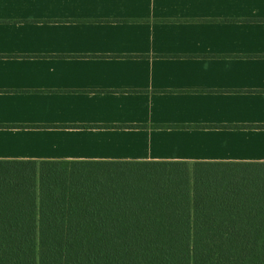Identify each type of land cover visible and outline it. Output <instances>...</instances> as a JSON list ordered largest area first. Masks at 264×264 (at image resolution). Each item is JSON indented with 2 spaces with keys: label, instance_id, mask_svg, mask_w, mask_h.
Returning <instances> with one entry per match:
<instances>
[{
  "label": "crops",
  "instance_id": "obj_1",
  "mask_svg": "<svg viewBox=\"0 0 264 264\" xmlns=\"http://www.w3.org/2000/svg\"><path fill=\"white\" fill-rule=\"evenodd\" d=\"M0 161L264 163V0H0Z\"/></svg>",
  "mask_w": 264,
  "mask_h": 264
},
{
  "label": "trees",
  "instance_id": "obj_2",
  "mask_svg": "<svg viewBox=\"0 0 264 264\" xmlns=\"http://www.w3.org/2000/svg\"><path fill=\"white\" fill-rule=\"evenodd\" d=\"M0 264H264V163L0 161Z\"/></svg>",
  "mask_w": 264,
  "mask_h": 264
}]
</instances>
